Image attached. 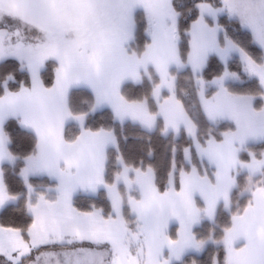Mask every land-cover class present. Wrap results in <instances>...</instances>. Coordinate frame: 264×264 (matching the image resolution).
I'll use <instances>...</instances> for the list:
<instances>
[{"label": "snow or ice", "instance_id": "6c2138e0", "mask_svg": "<svg viewBox=\"0 0 264 264\" xmlns=\"http://www.w3.org/2000/svg\"><path fill=\"white\" fill-rule=\"evenodd\" d=\"M9 213L0 264H264V0H0Z\"/></svg>", "mask_w": 264, "mask_h": 264}, {"label": "trees", "instance_id": "16d2710c", "mask_svg": "<svg viewBox=\"0 0 264 264\" xmlns=\"http://www.w3.org/2000/svg\"><path fill=\"white\" fill-rule=\"evenodd\" d=\"M250 39V34L249 37ZM250 51H252L254 54H259L260 53V49L258 46L256 45H251L250 46ZM233 70H235V66L233 67ZM129 132V136H134L136 134H138V132H136L135 130L129 128L128 130ZM15 139H16V144L17 146H22L24 144V137L20 134V133H14ZM131 142V141H130ZM154 143L157 147V163L158 164H163V150H162V145L164 143L163 140H161L158 136L154 137ZM20 217L19 214H13V213H9L7 215L4 216H0V225L3 226H12L16 223L20 222ZM208 260V256L207 254H204L202 256V261L206 262Z\"/></svg>", "mask_w": 264, "mask_h": 264}]
</instances>
